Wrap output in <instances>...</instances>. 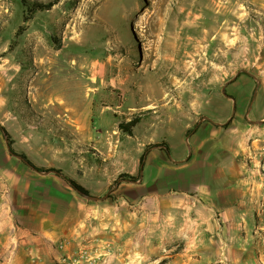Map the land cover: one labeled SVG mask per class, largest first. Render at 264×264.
I'll return each instance as SVG.
<instances>
[{"label": "crops", "instance_id": "1", "mask_svg": "<svg viewBox=\"0 0 264 264\" xmlns=\"http://www.w3.org/2000/svg\"><path fill=\"white\" fill-rule=\"evenodd\" d=\"M246 2L259 72L199 95L185 125L149 110L133 149L94 145L101 161L58 175L11 154L0 122V264L264 263V0Z\"/></svg>", "mask_w": 264, "mask_h": 264}, {"label": "rangeland", "instance_id": "2", "mask_svg": "<svg viewBox=\"0 0 264 264\" xmlns=\"http://www.w3.org/2000/svg\"><path fill=\"white\" fill-rule=\"evenodd\" d=\"M27 2L0 0V122L16 156L58 175L101 161L94 145L133 149L149 110L185 125L199 95L259 72L246 0Z\"/></svg>", "mask_w": 264, "mask_h": 264}, {"label": "trees", "instance_id": "3", "mask_svg": "<svg viewBox=\"0 0 264 264\" xmlns=\"http://www.w3.org/2000/svg\"><path fill=\"white\" fill-rule=\"evenodd\" d=\"M23 3H24V5L26 6V7H28V2H27V0H21ZM30 10H32L31 12L32 13H34V12H36L37 10H42V6H40V5H32V7H31V9ZM5 135L6 136H8L6 133H5ZM8 142H9V152L11 153V154H15L13 151H12V149L10 148V144H11V142L8 140ZM20 159L22 160V161H24V162H26V164L29 166V167H31L33 170H35L36 172H47L48 170H45V169H43V168H38V167H35L34 165H32L30 162H28L27 161V159L23 156V155H20ZM121 178H125V176H122ZM66 180V182L68 183V184H70V186H72V188H74L75 190H77L78 192H80L82 195H85V196H87L88 194H87V192L83 189V188H81L79 185H77L75 182H73V181H70V180H67V179H65ZM129 180H133L132 178H129Z\"/></svg>", "mask_w": 264, "mask_h": 264}, {"label": "built area", "instance_id": "4", "mask_svg": "<svg viewBox=\"0 0 264 264\" xmlns=\"http://www.w3.org/2000/svg\"><path fill=\"white\" fill-rule=\"evenodd\" d=\"M259 233H263V237H262V246L264 247V227H261L259 229ZM260 264H264L263 262H260Z\"/></svg>", "mask_w": 264, "mask_h": 264}]
</instances>
